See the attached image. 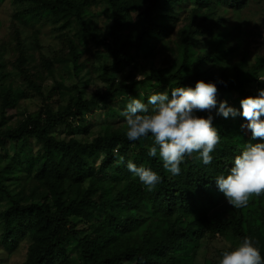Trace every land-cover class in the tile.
Segmentation results:
<instances>
[{"label": "trees", "instance_id": "16d2710c", "mask_svg": "<svg viewBox=\"0 0 264 264\" xmlns=\"http://www.w3.org/2000/svg\"><path fill=\"white\" fill-rule=\"evenodd\" d=\"M6 1L0 0V9ZM97 1L13 0L14 19L22 28L38 37L44 27L54 26L65 43L64 59L50 63V73L55 64L64 65L71 80L93 70L94 79L106 87L88 95L77 83L58 82L46 98H65L58 109L48 106L15 130H0V245L13 251L28 242L25 264H195L203 239L233 233L240 241L252 237L264 255V194L253 196L247 207L233 208L228 220L208 216L226 199L214 178L228 173L244 144L261 142L251 140V133L241 127L246 123L242 116L225 119L213 110V125L221 137L213 162L203 165L194 153L185 158L181 173L173 176L158 157L147 156L151 136L138 141L126 138V121L120 115L133 97L146 103L153 93L194 87L199 80L216 82L218 101L227 100L237 109L241 99L256 95L249 86L259 79V68L246 71L245 67L235 78H218L211 68L222 56L214 50L199 53L205 37H213L209 45L218 46L222 55L240 49V45L227 48L238 39L228 28L216 32L223 19L218 24L209 19L219 8L244 9L249 0H104L113 18L106 31L94 23L103 15L93 11ZM189 7L190 20L179 34L180 64L152 70L140 80L122 81L134 68L136 54L152 57ZM29 63L22 55L17 60L21 77L26 71L19 65ZM24 81L29 91L44 97L40 85L27 77ZM14 85L0 52L3 111L19 106ZM256 88L264 85L258 81ZM89 117L100 122L99 132ZM106 117L117 122L114 125ZM58 130L67 137L56 136ZM9 143L13 151L7 149ZM129 159L161 176L155 189L147 190L127 170ZM27 186L31 198H25ZM32 200L36 202L27 204ZM83 224L85 234L80 229Z\"/></svg>", "mask_w": 264, "mask_h": 264}, {"label": "rangeland", "instance_id": "374dc122", "mask_svg": "<svg viewBox=\"0 0 264 264\" xmlns=\"http://www.w3.org/2000/svg\"><path fill=\"white\" fill-rule=\"evenodd\" d=\"M99 1V0H98ZM97 1V3H98ZM93 7L95 14L103 13L101 17L96 18V23L103 31L109 30L113 25V18L107 2L102 0L99 4ZM17 7L13 0H7L0 9V52H2L5 68L8 73H12L15 79L13 96L18 100V108L13 110L3 111L0 100V130L16 129L29 116L41 112L48 106L51 109H58L64 103L65 98L58 95L50 98V93L57 87L58 82H65L68 85L77 83L81 88L85 89L88 95H92L103 91L105 85L100 79H94L93 70H84L78 77H68L65 72L64 65L55 64L54 71L50 73L48 66L52 62H58L64 58V50H66L65 43L60 39V36L54 26H46L42 29L41 34L36 37L32 30L22 28L21 25L15 21L14 15ZM193 9L188 8L187 12L181 19L176 22V25L165 43H158L157 50L152 57L145 56V54H136V62L134 68L128 70L129 77H123L122 81L129 82V78H137L140 80L148 76L152 70L162 68H174L181 62V52L179 51L180 31L183 30L189 22ZM197 19V23L204 18V15ZM224 20V25H219L220 20ZM211 24L217 23L216 32L218 33L223 28H228L231 36L238 37L227 48L236 49L240 45V49L232 54L223 55L219 52L218 46L211 47L209 44L213 42V37L202 38L199 42V53L214 50L222 56L221 62L211 68L213 74L218 78L228 77L235 78L241 74L246 67V71L252 67L259 68V81L264 85V0H249L244 9L236 10L230 7L219 8L215 15L209 19ZM72 34L76 32L72 28ZM36 37H34L33 35ZM239 43V44H238ZM21 45V46H20ZM20 46V47H19ZM136 52H134L135 54ZM201 54V53H200ZM22 56L30 60L27 65H19L26 71L24 77L17 70V60ZM239 67H241L239 69ZM32 82H36L42 87L44 97L41 98L28 90V84L24 81L26 77ZM256 82V84H257ZM256 84L249 88L257 94ZM104 111L99 112L103 114ZM110 122L115 123L117 119L106 117ZM88 120L93 122L95 131H100V122L95 117H89ZM59 138H66V134L61 130L55 132ZM13 143H9L7 149L13 151ZM3 154L5 151L2 152ZM27 195L25 198H31L30 187H25ZM36 201L32 200L27 204H33ZM233 207L224 199L221 205L215 210L211 211L208 216L212 220L230 219L233 214ZM80 229L83 234L86 233V225H81ZM240 239L234 236L233 233L225 237L222 236H207L200 243L195 264H218L220 253L228 246L235 247L240 243ZM28 242H22L20 247L7 251L0 245V264H25L28 258Z\"/></svg>", "mask_w": 264, "mask_h": 264}, {"label": "clouds", "instance_id": "9594fccd", "mask_svg": "<svg viewBox=\"0 0 264 264\" xmlns=\"http://www.w3.org/2000/svg\"><path fill=\"white\" fill-rule=\"evenodd\" d=\"M217 91L216 82L199 80L194 87L177 86L170 93L167 90L153 93L146 103L133 97L120 115L126 121V138L138 141L151 136L152 146L147 156L158 157L164 170L173 176L181 173L185 158L194 153L203 165L213 162V153L221 139L213 125V110L216 116L225 119L242 116L246 123L241 127L251 133V140L260 138L261 142L244 144L228 173L219 174L214 180L230 206L244 208L253 196L264 194V88L258 89L254 96L241 99L239 109L227 100L218 101ZM204 111L209 113L206 117L198 115ZM119 163H125L123 157H119ZM126 167L149 191L162 179L151 168L138 166L130 159ZM218 264H264V255L252 237L244 236L235 247L222 250Z\"/></svg>", "mask_w": 264, "mask_h": 264}]
</instances>
